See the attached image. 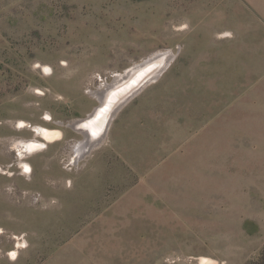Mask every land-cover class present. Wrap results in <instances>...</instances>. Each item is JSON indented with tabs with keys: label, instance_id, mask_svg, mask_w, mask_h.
Listing matches in <instances>:
<instances>
[{
	"label": "rangeland",
	"instance_id": "1",
	"mask_svg": "<svg viewBox=\"0 0 264 264\" xmlns=\"http://www.w3.org/2000/svg\"><path fill=\"white\" fill-rule=\"evenodd\" d=\"M249 6L0 0V264H264V26ZM169 52L75 163L94 92ZM33 139L46 146L27 170L15 144Z\"/></svg>",
	"mask_w": 264,
	"mask_h": 264
},
{
	"label": "bare ground",
	"instance_id": "2",
	"mask_svg": "<svg viewBox=\"0 0 264 264\" xmlns=\"http://www.w3.org/2000/svg\"><path fill=\"white\" fill-rule=\"evenodd\" d=\"M224 34L230 35L231 33L226 32ZM169 54L170 52L155 54V56L149 57L143 62L129 67L124 73L117 74L112 83H115L122 79H126L131 73H133L134 71L136 72L134 77H132L131 81L124 85V88H121L119 91H117V93L113 92V95L111 97L108 93V90L111 89L109 84H106L108 85L106 90L102 89L100 92L99 90L94 92V94L100 99L101 105H99L91 114H89L88 117L76 120L72 124L79 130L84 132L87 137L86 141H89V143H85L83 141L82 144L80 143L78 146H75V154L73 156V159L76 160L75 163H77V161L81 158V155H84V151L90 152V146H96L102 143V141L106 138L112 119L116 116L118 111L135 94L141 91L149 82L157 78L159 73L168 65V59L170 57ZM109 92H112V90H110ZM37 131L39 134L45 136V138L48 140H53L62 135L61 131H49L48 129H44L42 127H37ZM15 145L20 151L22 159L21 163L27 170H29L30 166L25 160H23V157L36 150L44 148L46 146V143L40 142L37 139H33L27 141H20ZM217 263L218 261L210 256H202L199 259L198 264Z\"/></svg>",
	"mask_w": 264,
	"mask_h": 264
},
{
	"label": "crops",
	"instance_id": "3",
	"mask_svg": "<svg viewBox=\"0 0 264 264\" xmlns=\"http://www.w3.org/2000/svg\"><path fill=\"white\" fill-rule=\"evenodd\" d=\"M250 6L252 20L264 26V0H245ZM264 30V28H262Z\"/></svg>",
	"mask_w": 264,
	"mask_h": 264
}]
</instances>
